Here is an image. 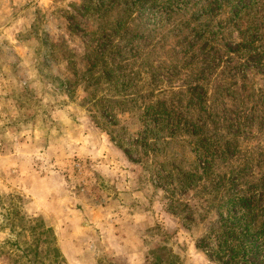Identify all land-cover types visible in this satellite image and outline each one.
I'll return each mask as SVG.
<instances>
[{
  "label": "rangeland",
  "instance_id": "obj_1",
  "mask_svg": "<svg viewBox=\"0 0 264 264\" xmlns=\"http://www.w3.org/2000/svg\"><path fill=\"white\" fill-rule=\"evenodd\" d=\"M171 1L0 0V264H28L21 249L36 264H222L199 193L178 189L191 159H141L132 99L198 82L209 97L221 82L226 102L239 108L246 89L264 112V0Z\"/></svg>",
  "mask_w": 264,
  "mask_h": 264
},
{
  "label": "trees",
  "instance_id": "obj_2",
  "mask_svg": "<svg viewBox=\"0 0 264 264\" xmlns=\"http://www.w3.org/2000/svg\"><path fill=\"white\" fill-rule=\"evenodd\" d=\"M122 53L123 48L119 47L117 54ZM124 62L127 61L116 65L122 69ZM109 71L117 74L116 68ZM124 73L118 77L126 86L132 78ZM152 74V84L163 81L162 77L156 79V72ZM142 78L146 84V78ZM205 84L215 83L210 79ZM205 87L199 82L178 90L153 86L133 96L135 104L139 98L144 104L142 131L133 147L138 148L143 160L150 154L173 155L175 147H178V158L191 159L188 169L178 167L183 172L178 173V189H194L199 193V202L206 207L200 215L202 223H212L206 237L212 236L207 237V241L211 242L209 246L216 258L222 264H241L254 255L264 257V249L246 251L241 246L248 237L264 240V112L259 110L262 102L257 94L244 89L239 108L234 107L223 99L229 92L223 83L217 82L216 94L209 97L207 90L200 92ZM172 90L174 92L168 94ZM242 90L241 87L238 92ZM248 104H251L249 109ZM169 147L171 153L167 152ZM237 188L241 191H235ZM212 210H221L223 214L218 220L220 228L214 226L217 221L209 220ZM21 251L19 260L24 257L28 264H36L27 252ZM154 256L152 264H181L171 253H154Z\"/></svg>",
  "mask_w": 264,
  "mask_h": 264
}]
</instances>
